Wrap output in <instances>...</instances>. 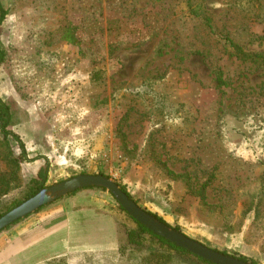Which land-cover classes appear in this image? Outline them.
I'll return each mask as SVG.
<instances>
[{"label": "rangeland", "instance_id": "374dc122", "mask_svg": "<svg viewBox=\"0 0 264 264\" xmlns=\"http://www.w3.org/2000/svg\"><path fill=\"white\" fill-rule=\"evenodd\" d=\"M0 3V98L25 150L0 134V187L17 184L0 206L42 177L101 174L190 238L264 264V0ZM78 191L101 199L124 243L134 224L113 196ZM23 255L0 243V264H62ZM104 258L140 264L129 248Z\"/></svg>", "mask_w": 264, "mask_h": 264}, {"label": "crops", "instance_id": "0c3cea01", "mask_svg": "<svg viewBox=\"0 0 264 264\" xmlns=\"http://www.w3.org/2000/svg\"><path fill=\"white\" fill-rule=\"evenodd\" d=\"M102 204L93 193L75 191L13 223L0 243L7 239L10 251L21 250L24 262L62 257V264H106L104 255L118 252L119 244L116 222Z\"/></svg>", "mask_w": 264, "mask_h": 264}, {"label": "water", "instance_id": "95a60500", "mask_svg": "<svg viewBox=\"0 0 264 264\" xmlns=\"http://www.w3.org/2000/svg\"><path fill=\"white\" fill-rule=\"evenodd\" d=\"M88 187H98L108 191L130 217L138 221L154 234L163 237L176 246L202 259L214 264H251L250 262L210 248L159 221L148 211L140 207L133 199L128 197L116 182L101 174H80L41 188L34 195L23 200L0 216V231L16 221L38 211L41 207L75 191Z\"/></svg>", "mask_w": 264, "mask_h": 264}, {"label": "trees", "instance_id": "16d2710c", "mask_svg": "<svg viewBox=\"0 0 264 264\" xmlns=\"http://www.w3.org/2000/svg\"><path fill=\"white\" fill-rule=\"evenodd\" d=\"M190 2V0H187ZM5 10L3 9L1 3H0V23L5 17ZM206 25L208 24V19L204 21ZM210 27V26H209ZM211 28V27H210ZM227 40V39H226ZM228 46L231 47L233 50H235L236 54L238 56H241L242 59H247L251 58L254 59L260 55H251V54H246L244 53L239 47L234 45V43L231 40H227ZM3 60V51L0 49V62ZM12 114H11V109L10 106L7 102L3 101L0 98V134L2 136V141H6V138L8 135H11L15 141L18 142V146L20 148L21 154L25 155V150L23 143L20 141L19 137L14 134L12 131L7 129V126L12 124ZM7 157H9L7 155ZM10 162L14 163L16 167L18 166L17 164V159L11 157ZM170 174L173 175L171 171H169ZM210 179L206 180V182L202 183L198 190V195H200V198L203 200L204 199V189L207 187L209 184ZM44 179L40 181H33V184L30 188H28L27 193L25 194V198H28L32 195H34L38 190L44 187L43 185ZM17 187V184H5V187H0V196L7 193L8 191L14 189ZM122 191L128 195V197H131V195L128 193V191L124 188L121 187ZM261 190L263 191L262 194H264V185L262 184ZM22 200L16 201L13 205L7 208H3L0 206V216L18 205ZM255 210L257 208V203L254 205ZM253 207V208H254ZM43 208V207H41ZM40 208V209H41ZM120 210L126 214V216L133 222L134 226L126 231L125 234V242L120 243L118 246V251L120 254H123L125 252L126 248H129L130 251H134L138 253L139 261L140 264H178V262L182 258H186L187 260H192L195 263H200V264H214L211 263L205 259H202L187 250L176 246L175 244L171 243L170 241L164 239L161 236H158L154 234L152 231L147 229L145 226L140 224L138 221L130 217L124 209L119 206ZM39 209V210H40ZM149 212V211H148ZM151 215H153L155 218H157L159 221L167 224L161 217L156 215L155 213L149 212ZM19 221V220H18ZM16 221V222H18ZM15 222V223H16ZM168 225V224H167ZM9 227V226H8ZM7 227V228H8ZM175 230L180 231L178 227H173ZM226 254L225 252H222ZM241 260L246 261L244 257H238ZM251 264H256L255 262H250Z\"/></svg>", "mask_w": 264, "mask_h": 264}]
</instances>
